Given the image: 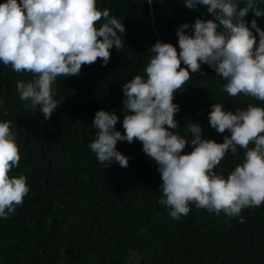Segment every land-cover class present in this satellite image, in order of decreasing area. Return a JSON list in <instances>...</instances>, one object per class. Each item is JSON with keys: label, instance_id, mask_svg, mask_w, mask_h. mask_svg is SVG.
<instances>
[{"label": "trees", "instance_id": "1", "mask_svg": "<svg viewBox=\"0 0 264 264\" xmlns=\"http://www.w3.org/2000/svg\"><path fill=\"white\" fill-rule=\"evenodd\" d=\"M97 7L124 22L125 45L111 49L107 66L97 60L79 75L57 77L54 98L62 102L50 120L39 108L34 113L26 108L17 92V82L32 80V74L0 63V122H12L21 153L11 175L26 176L30 187L23 204L0 218V264H264V204L244 209L243 223L239 216L217 215L194 204L188 215L174 219L158 203V165L140 141L117 144L130 158L127 168L118 163L105 168L90 148L95 113L117 111V129L123 132L122 85L136 75L146 78L150 48L157 41L179 50L178 27L197 17L211 18L206 6L194 10L180 0L151 5L147 0H97ZM259 7L264 10V0ZM253 18L251 12L245 17L249 26ZM256 19L264 29V16ZM225 84L207 64L192 73L175 94L180 106L175 119L181 125L175 131L183 135L188 123L199 122L203 138L223 142L229 133L219 134L209 124L214 103L233 112L249 104L264 107V101L243 94L229 96L221 91ZM192 138L188 133L185 152L193 150ZM243 159V149L236 155L229 151L216 171L227 178Z\"/></svg>", "mask_w": 264, "mask_h": 264}, {"label": "clouds", "instance_id": "2", "mask_svg": "<svg viewBox=\"0 0 264 264\" xmlns=\"http://www.w3.org/2000/svg\"><path fill=\"white\" fill-rule=\"evenodd\" d=\"M180 2L194 10L206 6L211 18L197 17L191 25L179 26V50L163 41L150 48L153 55L144 69L146 78L136 75L122 85L123 132L117 129V111L98 110L90 148L105 168L113 163L127 168L130 158L117 144L138 140L158 165L162 180L158 203L170 209L172 218L188 215L194 204L217 215L239 216L243 223L244 209L264 204V107L249 104L233 112L214 103L209 124L219 134L229 133L217 142L203 138L199 122L188 123L183 135L175 131L181 125L175 119L180 106L174 98L191 74L200 73L201 65L207 64L226 81L221 91L264 101V29L256 19L264 16V10L260 0ZM250 12L251 26L245 19ZM126 31L124 22L109 9L97 7V0H5L0 3V63L17 73L32 74V80L17 82V92L26 108L33 113L39 108L50 120L62 102L54 98L57 77L79 75L83 66L97 60L107 66L111 49L124 47L121 37ZM11 123L0 122V218L5 219L30 191L26 176L11 175L21 160ZM188 133L193 135L191 152L184 151ZM240 149L243 162L227 178L218 174L216 168L225 155L229 151L236 155Z\"/></svg>", "mask_w": 264, "mask_h": 264}]
</instances>
